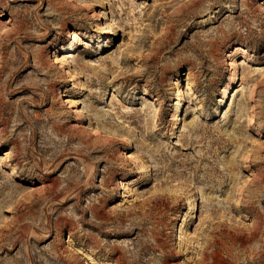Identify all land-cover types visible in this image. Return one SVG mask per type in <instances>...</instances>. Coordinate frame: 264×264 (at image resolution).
<instances>
[{"label": "rangeland", "instance_id": "rangeland-1", "mask_svg": "<svg viewBox=\"0 0 264 264\" xmlns=\"http://www.w3.org/2000/svg\"><path fill=\"white\" fill-rule=\"evenodd\" d=\"M0 160V264H264V0H0Z\"/></svg>", "mask_w": 264, "mask_h": 264}, {"label": "bare ground", "instance_id": "bare-ground-1", "mask_svg": "<svg viewBox=\"0 0 264 264\" xmlns=\"http://www.w3.org/2000/svg\"><path fill=\"white\" fill-rule=\"evenodd\" d=\"M154 11H153V14L152 16L155 17L158 15V13L160 12V10L155 6L154 7ZM98 16V15H97ZM107 24V23H106ZM105 24V25H106ZM103 26V25H102ZM110 27V26H109ZM102 28V27H101ZM104 28V27H103ZM117 28V27H116ZM105 29V28H104ZM106 30H107V27H106ZM74 36V35H72ZM78 41L79 43L76 45L75 43L71 42V50H74V49H78L79 46H83L85 45V42L78 38ZM85 47V46H84ZM64 50V49H63ZM244 53H246V51H244ZM234 77H236V71L234 72ZM190 77V75H189ZM189 81L188 82H193V79H188ZM73 82V80H72ZM186 84V90L187 91H192L193 88L191 86L190 83ZM193 84V83H192ZM178 85V84H177ZM108 92V89L106 91H104L105 93V96H106V93ZM192 93V92H191ZM185 94V93H184ZM183 93L179 92V97L177 99V103H176V107H179L180 105H182L183 101H185V96H184ZM228 94L225 93V96ZM236 94H241V90H238L236 92ZM112 95V94H111ZM68 101H66L67 103ZM76 102V101H75ZM187 102V101H186ZM69 103V102H68ZM151 103V102H150ZM153 103V102H152ZM151 103V104H152ZM71 106L72 107H75V105H77L78 103H73V101L70 102ZM67 105V104H66ZM69 105V104H68ZM150 105V104H149ZM153 106V105H152ZM148 107V106H147ZM156 107V106H154ZM111 108L113 109V106H111ZM114 110V109H113ZM112 113V111H110ZM263 114V113H262ZM255 116V115H254ZM255 118V117H254ZM253 118V119H254ZM108 120V119H107ZM173 122L174 124H176L178 122V118L177 116H174V119H173ZM250 123H254V122H250ZM109 124V123H108ZM155 126V124H154ZM107 132H110V130H107ZM110 136H113V135H110ZM113 139V138H112ZM114 140V139H113ZM12 154V151L8 154V155H11ZM129 159L132 158V155H129L128 156ZM5 160V159H4ZM3 160V161H4ZM1 161V160H0ZM248 162V161H247ZM1 164V163H0ZM253 168V167H252ZM251 177L252 179L250 180V184L248 185V188L246 189L247 190V194L251 196V198H260L261 196L258 195V191L257 190H260V188H262V186L264 185V171H261V170H258L256 173H252L251 174ZM254 189V191H253ZM256 189V190H255ZM247 195V196H248ZM264 197V196H262ZM250 198V197H249ZM263 231V223H262V217L260 214H257L255 217H254V223H253V226H251V229L248 230L249 232V235L250 237L247 239V240H239L237 239V243H239L240 246H245L246 244H252L254 242H257V243H263L264 241L260 239V236L262 235V237H264V232ZM212 244H215V237L213 239V237L210 239ZM214 242V243H213ZM211 244V245H212ZM217 244V242H216ZM215 244V245H216ZM211 245H209V247H211ZM219 245V244H218ZM208 246V245H207ZM208 247V248H209ZM216 248V247H215ZM241 248V247H240ZM210 250V249H209ZM217 253V252H216ZM211 255V254H210ZM206 251H203L202 252V256H201V263H204V264H209L208 262H210L211 260H213V258L215 259V256L214 254H212L213 256L211 257ZM218 255V254H217Z\"/></svg>", "mask_w": 264, "mask_h": 264}]
</instances>
